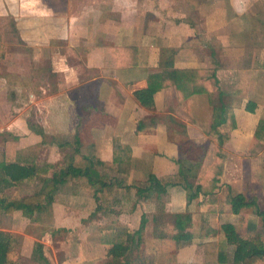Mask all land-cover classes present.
I'll use <instances>...</instances> for the list:
<instances>
[{
  "label": "crops",
  "instance_id": "1",
  "mask_svg": "<svg viewBox=\"0 0 264 264\" xmlns=\"http://www.w3.org/2000/svg\"><path fill=\"white\" fill-rule=\"evenodd\" d=\"M1 22V195L24 197L43 187V177L7 185L5 165L58 164L72 150L61 144L76 137L112 181L130 187L129 198L108 215L96 214L93 193L73 195L71 181L38 222L0 209V232L24 238L14 241L17 262L35 258L38 243L47 251L55 244L31 228L51 238L57 229L88 231L74 256L60 263L46 252L47 264H234L252 252L250 239L260 236L264 245V143L256 136L264 121V0H0ZM125 48L138 50L136 65H120L115 52ZM164 69L215 74L203 84L214 85L215 107L237 121L231 132L222 128L229 131L224 146L213 136L220 114L207 93L182 101L170 86L155 94L154 108L140 104L135 93ZM250 102L255 113L247 111ZM115 137L131 147L130 164L114 162ZM218 153L224 161L216 190L189 202L180 159L196 166L188 177L195 182L209 179ZM237 197L247 205L235 212ZM181 215H188L182 222L190 241L174 239ZM207 225L216 237L202 235ZM226 226L239 241H227ZM116 228L135 236L118 259L101 241L104 230Z\"/></svg>",
  "mask_w": 264,
  "mask_h": 264
},
{
  "label": "trees",
  "instance_id": "2",
  "mask_svg": "<svg viewBox=\"0 0 264 264\" xmlns=\"http://www.w3.org/2000/svg\"><path fill=\"white\" fill-rule=\"evenodd\" d=\"M118 60L120 65L137 64L138 50L136 48H125L117 50ZM3 58V45L0 38V59ZM209 74L214 77L213 72L196 70V69H164L158 74L150 75L148 78V88L135 93L137 100L145 108H154L155 94L170 86H177L180 99L186 100L195 94L207 93L209 102L214 105L213 89L214 86H204L202 79L208 78ZM215 78V77H214ZM216 84L217 82H213ZM257 108L256 103L250 102L247 106V111L255 113ZM215 112L220 116L215 120L213 125V136L222 147L229 140V131L237 128L235 114L232 111H226L224 107H215ZM227 126L228 132L223 131V127ZM256 136L259 141L264 143V121H260ZM114 142V162L116 164H130L132 162V149L124 144L120 138L115 137ZM61 148H71L70 153L66 154L64 160L55 165H20L8 164L2 169L5 176V183L10 186H20L24 183L34 182L37 178H42L43 187L40 191L33 195H1L0 192V209L5 214L12 215L15 212H23L25 216L33 222H38L39 216L46 212L48 207L53 203L55 195L60 191V188L65 186L69 181L72 182L73 195L77 196L81 191H89L93 193L97 204L96 214H110L115 207L121 206L125 200L129 198L130 187L123 181L114 182L104 172L105 163L99 159L84 155L81 152L80 140L76 137L74 142L65 141L61 144ZM224 157L218 153L217 161L209 169V179L204 176H198L195 182L188 180L190 173L195 172L196 166L189 165V161L184 158L180 159V176L183 177V187L188 193L189 202L198 198L200 194L208 195L213 193L217 188L218 176L222 174ZM51 174V176H50ZM165 190V189H164ZM247 205L243 197H237L234 201V211ZM95 214V215H96ZM264 216L263 212H260ZM178 218L179 231L174 236L176 241H190V234L185 233L182 219H187L188 215H181ZM146 219H142L141 231L144 229ZM202 235H210L216 237L218 232L211 229L208 225L204 228ZM227 241H239L233 226H226ZM17 237L13 233L0 232V264H17L18 252L15 249L14 241ZM133 236L128 229L116 228L106 229L101 234L103 244H110L109 254L114 258L125 256L130 250V243L134 241ZM253 244L251 253L244 256H236L234 264H258L264 262V245L260 236L249 240ZM212 246L206 247L207 251ZM212 249V248H211ZM39 251L38 261L45 257L42 254L43 247L38 244ZM214 251V250H213Z\"/></svg>",
  "mask_w": 264,
  "mask_h": 264
},
{
  "label": "rangeland",
  "instance_id": "3",
  "mask_svg": "<svg viewBox=\"0 0 264 264\" xmlns=\"http://www.w3.org/2000/svg\"><path fill=\"white\" fill-rule=\"evenodd\" d=\"M74 9L80 11V9L76 7ZM83 11L86 12L85 10ZM0 24L2 25V22ZM3 25H5V29L11 28L10 22L8 20L3 21ZM68 153H70V150L68 151ZM110 220L112 222L116 221L115 217H113V219H110ZM27 231L28 233L33 234V236L38 238L40 241H55L54 245L50 244L48 251L45 250V248H43L42 254L48 252L50 256L56 255V258L58 259V262L60 263L64 262L63 260H65V258H68V257L70 258V256L72 257L78 252V247L76 246L77 241H87L86 235L88 234V231H86L87 233L85 232L83 234L81 233V231H78L76 229H57L53 231V237L51 238L50 236L47 237V235H42V230L31 228V229H27ZM43 236L46 238H44ZM15 241H24V238L22 236H18ZM38 244L35 245L34 250H33L35 258L33 257V254H32L31 261L29 260H23L21 262L18 261L17 264H45L43 260L38 261L37 259L39 258V255H41L39 254V251L37 250ZM23 253H26V251H23ZM24 257L28 258L26 254H24Z\"/></svg>",
  "mask_w": 264,
  "mask_h": 264
}]
</instances>
